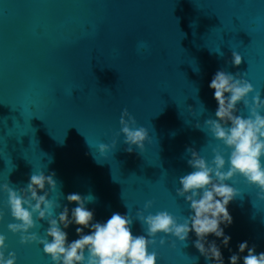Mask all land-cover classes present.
I'll return each instance as SVG.
<instances>
[{
    "label": "water",
    "instance_id": "1",
    "mask_svg": "<svg viewBox=\"0 0 264 264\" xmlns=\"http://www.w3.org/2000/svg\"><path fill=\"white\" fill-rule=\"evenodd\" d=\"M232 51L244 58L239 67L230 64ZM218 70L240 72L264 99V0H0V234L17 264H54L43 245L21 244L7 227L16 221L2 185L19 190L33 172L55 173L57 216L78 206L67 201L78 193L96 198L86 205L94 222L129 214L133 235L144 234L136 214L148 201L152 214L167 210L182 223L191 210L176 189L193 171L188 149L209 162L214 147L230 154L204 123L216 118L209 84ZM125 109L149 132L143 151H127ZM101 143L110 146L105 154ZM228 183L240 193L228 206L230 244L208 237L221 246L224 264L244 241L264 252L260 190L242 176ZM48 227L38 220L33 231L44 236ZM76 227L65 229L69 243L79 238ZM166 239L150 248L158 264H214L194 246V232L186 242Z\"/></svg>",
    "mask_w": 264,
    "mask_h": 264
},
{
    "label": "clouds",
    "instance_id": "2",
    "mask_svg": "<svg viewBox=\"0 0 264 264\" xmlns=\"http://www.w3.org/2000/svg\"><path fill=\"white\" fill-rule=\"evenodd\" d=\"M139 47L146 45L141 43ZM217 53L223 56L221 51ZM243 62V56L232 51L230 64L239 67ZM209 87L214 89L218 108L216 118H209L204 123L213 137L230 149V154L226 158L222 148L214 147L213 159L209 162L199 151L188 149L191 158L187 163L193 171L179 178L182 187L176 189V194L185 199L191 210L189 216L182 218V223L167 210L152 214L149 210L153 201H148L144 210L136 214L144 234L133 235L134 221L129 214L113 213L106 222H94V212L86 205L96 198L92 194L82 196L78 193L67 195V201L78 206L72 209L64 206L57 216L56 209L61 205L58 199H50L51 193L59 190L55 173L46 175L40 171L33 172L26 187L19 190L7 183L2 185V191L8 195L11 216L16 221L7 225L8 230L20 236L21 244L43 245V251L54 264H158L159 256L150 251L152 246L167 244L168 236L186 242L189 234L194 232L197 237L194 246L200 254L214 264H224L221 246L215 240L209 241L208 237L214 235L224 247L230 244L231 236L225 233V228L234 221L228 206L240 193L228 181L242 176L249 184L258 187V197L264 199V99L240 72L233 75L218 70ZM252 93L255 95L249 100ZM241 103L248 110L247 117L239 114L238 105ZM120 124L124 143L129 145L127 151L131 153L133 145L143 151L149 140L148 130L137 126L136 118L127 109L122 112ZM196 127L201 128V125L197 123ZM116 145L114 140L111 147ZM109 150L108 144L99 145L101 154ZM3 220L4 213L0 211V224ZM38 220L49 224L44 236L33 231L38 227ZM73 224L77 225L79 238L69 243L65 229ZM85 229H90V234H85ZM161 233L165 236L157 241ZM6 241L7 237L0 234V264H17V255L14 251H7ZM238 249L240 254L247 252L243 264H264V252L257 254L254 245L249 247L244 241ZM240 254L233 253L229 257L230 264H239Z\"/></svg>",
    "mask_w": 264,
    "mask_h": 264
}]
</instances>
